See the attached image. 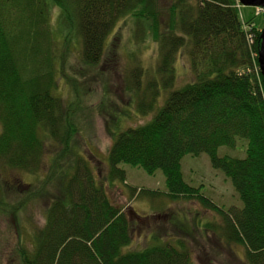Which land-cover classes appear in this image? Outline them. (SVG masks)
Segmentation results:
<instances>
[{"label": "trees", "instance_id": "obj_1", "mask_svg": "<svg viewBox=\"0 0 264 264\" xmlns=\"http://www.w3.org/2000/svg\"><path fill=\"white\" fill-rule=\"evenodd\" d=\"M239 4L0 0V216L16 218L31 203L48 200L45 223L33 228L32 238L18 225V264H192L181 240L132 248V221L101 181H126L124 163L149 174L162 170L171 198L196 197L218 211L227 237L245 245L244 263L264 264L261 30L243 20ZM126 16L135 20L138 36L145 29L158 44L160 58L156 76L147 80V68H133L125 88L133 98L125 117L115 114L108 126L112 145L100 162L105 167L98 164L96 171L78 149L77 92L67 102L57 88L71 55L78 61L71 67L76 75L94 71L93 78H105V65L118 60L114 29ZM178 55H186L183 68L191 78L176 89ZM130 112L153 115L142 125L120 127ZM238 137L246 139L245 157L218 155L220 146L236 147ZM49 146L55 151L48 159ZM203 152L231 179L242 206L224 211L185 180L182 158ZM5 169L45 174L23 190L21 182L2 176Z\"/></svg>", "mask_w": 264, "mask_h": 264}, {"label": "rangeland", "instance_id": "obj_2", "mask_svg": "<svg viewBox=\"0 0 264 264\" xmlns=\"http://www.w3.org/2000/svg\"><path fill=\"white\" fill-rule=\"evenodd\" d=\"M169 0H161V3ZM240 14L244 21L253 20L260 30L264 25V8L240 4ZM138 25L131 16L122 18L114 29V36H118L119 52L115 64L105 65L106 76L93 78L95 72L86 71L85 76L76 75L71 68L78 64L73 55L66 65V79L59 81L57 94L68 102L74 89L77 94L75 102L79 111L80 133L77 135L78 149L90 160L97 171L98 164L103 162L112 145V137L108 126H112L115 114L125 117L128 103L132 100L126 93V85L130 82L132 71L136 65L142 64L147 68L143 79L156 76L160 52L156 42L144 34H137ZM251 28V26H250ZM252 36H255L252 34ZM186 55H178L176 61L177 79L175 88H180L184 82L190 80L191 75L184 70L187 63ZM113 63V62H110ZM148 71V72H147ZM142 79V80H143ZM145 80V81H146ZM145 85V83H143ZM107 94V98L106 97ZM165 92L160 102L166 97ZM131 110L135 113L137 104L131 103ZM120 114V115H119ZM150 115H137L130 112L128 119L120 120V127L137 126L146 123ZM133 117V118H131ZM122 125V126H121ZM1 131V125H0ZM50 145L51 143H47ZM80 144V145H79ZM246 139L237 138L236 147L223 145L218 148L219 156L245 157ZM47 150L48 159L55 148ZM100 165V166H101ZM126 169V181H116L109 184L102 177L109 197L115 204L121 206L129 215L133 224L132 248L138 249L155 242L183 241L191 251L192 264H245L246 247L240 242L231 240L225 232L224 216L207 206L196 197L171 198L165 183L162 170L154 174L147 173L143 168L122 164ZM182 171L185 180L192 186L200 188V193L210 199L218 207L227 211L231 206H242V201L231 179L219 168L213 167L206 152L200 155L186 154L182 158ZM45 171L32 175L23 170H7L3 172L6 180L21 182L23 190L35 184L36 177ZM104 174V170L101 171ZM98 177V176H97ZM29 185V186H27ZM152 192L155 194H147ZM48 200L43 197L30 204L18 217L1 214L0 216V258L2 264H18L14 257L15 245L19 241L18 228L29 238L33 228L42 227L46 220ZM139 215V216H138ZM145 217V218H142ZM19 225V227H18ZM156 235V237H152ZM178 247V244H174Z\"/></svg>", "mask_w": 264, "mask_h": 264}, {"label": "water", "instance_id": "obj_3", "mask_svg": "<svg viewBox=\"0 0 264 264\" xmlns=\"http://www.w3.org/2000/svg\"><path fill=\"white\" fill-rule=\"evenodd\" d=\"M239 2L243 5H252L264 8V0H239ZM260 40L261 42L258 52V62L264 81V25L261 29Z\"/></svg>", "mask_w": 264, "mask_h": 264}]
</instances>
